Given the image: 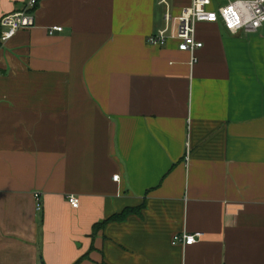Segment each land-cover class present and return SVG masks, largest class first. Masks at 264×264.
Returning <instances> with one entry per match:
<instances>
[{"label":"crops","instance_id":"0c3cea01","mask_svg":"<svg viewBox=\"0 0 264 264\" xmlns=\"http://www.w3.org/2000/svg\"><path fill=\"white\" fill-rule=\"evenodd\" d=\"M169 1L173 28L190 0ZM166 11L40 0L34 28L0 26V264H264V27L198 24L194 63L148 43Z\"/></svg>","mask_w":264,"mask_h":264},{"label":"built area","instance_id":"2783aa9c","mask_svg":"<svg viewBox=\"0 0 264 264\" xmlns=\"http://www.w3.org/2000/svg\"><path fill=\"white\" fill-rule=\"evenodd\" d=\"M40 0H26L24 10L9 14L1 19L0 26L3 28L2 41L6 42L16 36L24 29H31L36 26L34 12L39 6ZM161 4L167 6L165 13L166 28L151 35L148 43L152 46H165L170 39L179 41V49L188 52L195 63L196 52L203 48L204 44L197 40L196 27L200 23H217L222 21L228 31L233 34L255 33L264 27V0H228L224 6L215 7L214 0H190V5L185 7L180 16L175 19L176 25L172 26L174 17L169 10L167 0H161ZM62 27H51L49 33L62 32ZM173 32V33H168ZM119 176L114 177L118 182ZM37 210H41L40 194H35ZM68 202L73 209L80 207V200L75 195L68 197ZM203 237L202 233L177 235L174 242L184 246H193Z\"/></svg>","mask_w":264,"mask_h":264},{"label":"trees","instance_id":"16d2710c","mask_svg":"<svg viewBox=\"0 0 264 264\" xmlns=\"http://www.w3.org/2000/svg\"><path fill=\"white\" fill-rule=\"evenodd\" d=\"M0 35H1V31H0ZM0 39H1V36H0ZM133 213H140V210L139 209H130V208L129 209H126L124 211V213H122L120 215H117V216H112V218H110L106 222L97 224L96 227H95V230H97V229L105 226L108 222H112V223L113 222H123V221H125L127 219L128 216H130Z\"/></svg>","mask_w":264,"mask_h":264},{"label":"rangeland","instance_id":"374dc122","mask_svg":"<svg viewBox=\"0 0 264 264\" xmlns=\"http://www.w3.org/2000/svg\"><path fill=\"white\" fill-rule=\"evenodd\" d=\"M223 2H226L225 0ZM168 4L170 5V7H172V2L168 0ZM164 9L166 10V6L164 5Z\"/></svg>","mask_w":264,"mask_h":264}]
</instances>
